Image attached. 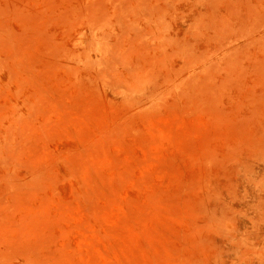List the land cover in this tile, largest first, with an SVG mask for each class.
I'll return each instance as SVG.
<instances>
[{
    "label": "rangeland",
    "instance_id": "rangeland-1",
    "mask_svg": "<svg viewBox=\"0 0 264 264\" xmlns=\"http://www.w3.org/2000/svg\"><path fill=\"white\" fill-rule=\"evenodd\" d=\"M0 264H264V0H0Z\"/></svg>",
    "mask_w": 264,
    "mask_h": 264
}]
</instances>
